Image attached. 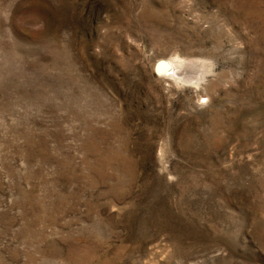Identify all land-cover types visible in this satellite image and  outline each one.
Wrapping results in <instances>:
<instances>
[{
    "label": "rangeland",
    "instance_id": "1",
    "mask_svg": "<svg viewBox=\"0 0 264 264\" xmlns=\"http://www.w3.org/2000/svg\"><path fill=\"white\" fill-rule=\"evenodd\" d=\"M0 264H264V0H0Z\"/></svg>",
    "mask_w": 264,
    "mask_h": 264
},
{
    "label": "water",
    "instance_id": "2",
    "mask_svg": "<svg viewBox=\"0 0 264 264\" xmlns=\"http://www.w3.org/2000/svg\"><path fill=\"white\" fill-rule=\"evenodd\" d=\"M160 65V64H159ZM158 70V69H157Z\"/></svg>",
    "mask_w": 264,
    "mask_h": 264
},
{
    "label": "bare ground",
    "instance_id": "3",
    "mask_svg": "<svg viewBox=\"0 0 264 264\" xmlns=\"http://www.w3.org/2000/svg\"><path fill=\"white\" fill-rule=\"evenodd\" d=\"M172 71V70H171Z\"/></svg>",
    "mask_w": 264,
    "mask_h": 264
}]
</instances>
